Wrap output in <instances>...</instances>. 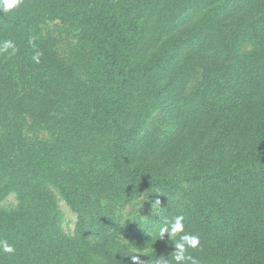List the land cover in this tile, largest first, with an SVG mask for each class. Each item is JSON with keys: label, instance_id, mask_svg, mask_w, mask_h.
<instances>
[{"label": "trees", "instance_id": "16d2710c", "mask_svg": "<svg viewBox=\"0 0 264 264\" xmlns=\"http://www.w3.org/2000/svg\"><path fill=\"white\" fill-rule=\"evenodd\" d=\"M253 2L258 0H22L10 13L0 12V41L10 39L17 48L0 54V175L24 171L11 184L18 205L0 209V239L15 248L0 253V264H96L81 241L59 231L50 184L59 185L82 222L94 214L102 230L115 225L107 215L113 206L101 204L103 193L167 195L165 214H182L185 231L200 237V246L189 249L200 264H264V13L219 19L230 6ZM187 10L200 13L181 29L178 20ZM152 15L174 31L150 64L138 63L133 47ZM49 22L78 30L90 88L71 75L62 89L43 81L42 90L18 65L29 67L38 49L23 47L15 36L39 37L38 28ZM195 67L200 81L180 94ZM138 85L140 105L131 110ZM63 93L58 108L41 100L38 106L13 105L22 94L52 101ZM170 126L179 130L165 140L172 156L156 163L149 156L160 128ZM104 133L110 137L103 158L108 176L93 160L89 169L59 168L76 140Z\"/></svg>", "mask_w": 264, "mask_h": 264}, {"label": "rangeland", "instance_id": "374dc122", "mask_svg": "<svg viewBox=\"0 0 264 264\" xmlns=\"http://www.w3.org/2000/svg\"><path fill=\"white\" fill-rule=\"evenodd\" d=\"M167 1L161 7L160 11L164 9ZM178 10V9H177ZM176 10V11H177ZM175 11V12H176ZM200 10H187L181 12L179 17V28H186L192 24L194 20L199 16ZM264 13V0H258L253 4L237 5L235 7H229L227 11L220 16V20L230 21L237 18L249 19L253 16ZM161 12L157 13V16ZM159 18V17H158ZM158 18L154 15L151 16L146 29L142 33V36L138 38L133 47V52L138 63L150 64L154 52L158 47L172 35L174 30L166 28V24L163 25ZM49 22L42 24L37 30L38 36L33 34L26 35L20 39L15 36V41L24 46V43L29 44V38L34 37V45L40 55V62L36 63L32 58L30 59V65L24 61L18 63L26 72L28 78L35 80L37 86L44 90L46 86L39 85L43 81H49L56 86L57 90L63 88V83L72 75L77 76L80 80H84L90 88V79L87 71L84 67L88 65V55L78 45V30L72 28H58V25ZM188 47H184L182 51L187 52ZM84 65L81 68V65ZM202 71L199 68H193L189 71L188 77L182 81L180 87V94L190 93L197 83L201 79ZM34 82L32 83V85ZM26 86V84H25ZM141 85L134 87L133 94L129 107L132 109L138 108L141 99ZM29 90V89H28ZM26 90V94L29 91ZM24 91H22L23 93ZM35 94V93H34ZM32 94V95H34ZM66 94H60V97H54L52 101H47L46 98L37 95L34 98H29L24 94L20 95L14 106L32 105L38 106L35 103L43 101L51 104L52 106H58L64 101ZM47 101V102H46ZM1 102V101H0ZM9 101H5L3 106H9ZM1 105V103H0ZM42 105V103L40 104ZM5 108V107H3ZM158 115V111L154 113V116L148 120H152ZM28 118L31 117L27 113ZM131 116V115H130ZM57 120V119H56ZM55 119L51 120L53 122ZM146 126L143 128L145 130ZM142 131V132H143ZM179 130L176 127H161L160 134L158 135V144L152 150L155 151L153 155L149 156V159L156 163H163L172 156L170 154L171 146L165 144V140L168 137H175V134ZM98 136H92L90 139H78L72 153L68 154L63 159L62 164L58 165L68 173H72L76 168L83 170L85 167L89 169L92 166L91 161H95L94 165L98 171L105 172L108 176L110 171H104V168L108 165L107 158H104V152L110 143V137L104 134H97ZM156 143V140H155ZM103 159V160H102ZM102 160V161H101ZM131 157L125 162L128 164ZM101 163L99 164V162ZM64 163V164H63ZM121 163V157H120ZM154 164V163H152ZM158 165V164H154ZM24 174V171L16 173H8L0 175V209L13 210L19 203L18 197L14 190H12L11 184L14 178H20ZM68 185V183L66 182ZM49 188L53 192L57 209V226L59 231L69 237L76 238L81 241L82 244L92 254L94 262L96 264H131L130 253L132 255H139L141 260L145 261V264H152L153 260L159 256L170 257V253L174 250V245L168 241L167 234L163 240L157 236V230L164 222V219H171L168 214H165L168 208L167 201L171 198L164 194H158L154 191H139L135 189L129 190L127 195H113L110 193H103L100 197L101 204H109L113 206L114 213H108L115 220V225L110 226L107 230H102L98 224L94 222L95 215L92 216L87 213L85 215V222L79 218L78 213L69 205L68 201L62 195L59 185L50 184ZM99 197V196H98ZM159 199L160 206H157L152 210V202ZM165 214V215H164ZM86 225L87 228L82 231V226ZM83 233L85 235H83Z\"/></svg>", "mask_w": 264, "mask_h": 264}, {"label": "clouds", "instance_id": "9594fccd", "mask_svg": "<svg viewBox=\"0 0 264 264\" xmlns=\"http://www.w3.org/2000/svg\"><path fill=\"white\" fill-rule=\"evenodd\" d=\"M21 3L22 0H0V12L8 14L18 8ZM34 39V37L29 38V44H32L33 47H35ZM16 51L14 41L10 39L0 41V54L13 55ZM40 55L37 52L32 59L39 63ZM157 206H160L159 199L152 202V210ZM184 220L185 217L182 214L171 219H164L157 230V236L163 240L165 234H167L168 241L174 245V250L170 253L169 258L163 255L159 256L153 260L152 264H200V261L189 252V249H197L200 246V237L185 231ZM14 252L15 248L7 240L0 239V253L11 254ZM133 253L137 252L133 251L129 254L131 264H145V261L141 260L139 255H132Z\"/></svg>", "mask_w": 264, "mask_h": 264}]
</instances>
